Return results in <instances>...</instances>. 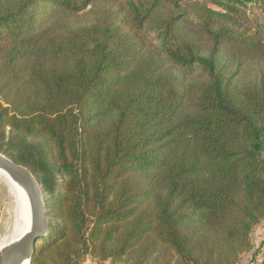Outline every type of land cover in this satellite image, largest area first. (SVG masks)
<instances>
[{
	"label": "trees",
	"instance_id": "trees-1",
	"mask_svg": "<svg viewBox=\"0 0 264 264\" xmlns=\"http://www.w3.org/2000/svg\"><path fill=\"white\" fill-rule=\"evenodd\" d=\"M184 1L0 0V152L51 216L31 264H238L253 248L264 75L235 77L264 64V26L237 28L250 0Z\"/></svg>",
	"mask_w": 264,
	"mask_h": 264
},
{
	"label": "water",
	"instance_id": "water-1",
	"mask_svg": "<svg viewBox=\"0 0 264 264\" xmlns=\"http://www.w3.org/2000/svg\"><path fill=\"white\" fill-rule=\"evenodd\" d=\"M0 167L5 169L26 188L29 194L33 220V227L30 232L10 242L4 248H0L3 264H14L19 257H28L31 262L37 241L47 236L50 232V218L44 191L42 185L29 168L16 163L1 152Z\"/></svg>",
	"mask_w": 264,
	"mask_h": 264
},
{
	"label": "rangeland",
	"instance_id": "rangeland-1",
	"mask_svg": "<svg viewBox=\"0 0 264 264\" xmlns=\"http://www.w3.org/2000/svg\"><path fill=\"white\" fill-rule=\"evenodd\" d=\"M190 0H185L183 4L187 5L186 3ZM195 1V0H192ZM203 1H208L211 3V0H201ZM247 14L249 15L250 22L246 21H241L237 24V28H239V31H243L246 28H249L252 30L260 31L261 28L264 26V0H250L247 5ZM145 34L149 38L150 41L159 44L160 40L158 38L157 32L148 27L144 28ZM224 61L228 62L227 67L229 69H232L233 71L236 70V62H232L231 58L227 57L226 55L224 56ZM260 73V74H258ZM244 74H250V75H258L261 76V74L264 75V64H257V65H246V66H241L238 69V74L236 75L237 80H241V78L244 76ZM5 184H3L0 181V242L3 237L9 236L11 233V224L10 221L8 220V203H9V193L8 189ZM7 192V193H6ZM7 194V195H5ZM45 195V193H44ZM46 198V197H45ZM50 218V223H51V216L48 215ZM256 228V227H255ZM252 231L251 237L253 238V241L258 244L260 240L262 239V234H264V219L259 223V227ZM262 243L258 244V247L262 246ZM0 264H3L2 260V254L0 252ZM83 264H130L126 260V258H123L121 260L113 261L111 259L105 260V261H100L96 257H88L86 261ZM264 264V263H263Z\"/></svg>",
	"mask_w": 264,
	"mask_h": 264
},
{
	"label": "bare ground",
	"instance_id": "bare-ground-1",
	"mask_svg": "<svg viewBox=\"0 0 264 264\" xmlns=\"http://www.w3.org/2000/svg\"><path fill=\"white\" fill-rule=\"evenodd\" d=\"M0 181L8 189L9 203L7 212L8 220L11 224V233L9 236L3 237L0 242V248H4L10 242L30 232L33 227V220L29 194L26 188L2 167H0ZM14 264H31V262L28 257H19Z\"/></svg>",
	"mask_w": 264,
	"mask_h": 264
},
{
	"label": "crops",
	"instance_id": "crops-1",
	"mask_svg": "<svg viewBox=\"0 0 264 264\" xmlns=\"http://www.w3.org/2000/svg\"><path fill=\"white\" fill-rule=\"evenodd\" d=\"M259 227V224L256 226V228ZM255 228V229H256ZM262 239L259 243H262L263 245L258 247V244H256L255 241H253V248L250 251L244 252L240 256V260L238 264H263L264 263V234L261 235Z\"/></svg>",
	"mask_w": 264,
	"mask_h": 264
}]
</instances>
